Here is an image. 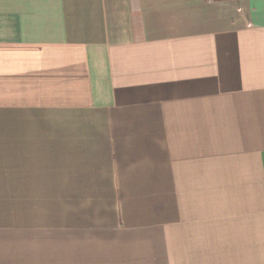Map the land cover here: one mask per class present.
Returning a JSON list of instances; mask_svg holds the SVG:
<instances>
[{
  "label": "crops",
  "instance_id": "1",
  "mask_svg": "<svg viewBox=\"0 0 264 264\" xmlns=\"http://www.w3.org/2000/svg\"><path fill=\"white\" fill-rule=\"evenodd\" d=\"M0 264H264V0H0Z\"/></svg>",
  "mask_w": 264,
  "mask_h": 264
}]
</instances>
